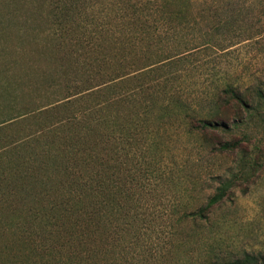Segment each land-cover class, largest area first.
Returning a JSON list of instances; mask_svg holds the SVG:
<instances>
[{"label": "trees", "instance_id": "obj_1", "mask_svg": "<svg viewBox=\"0 0 264 264\" xmlns=\"http://www.w3.org/2000/svg\"><path fill=\"white\" fill-rule=\"evenodd\" d=\"M106 1L94 0L103 5L99 22L87 6L43 14L60 54L47 56L44 69L10 63L0 41V264H157L147 240L161 219L152 204L161 191L176 196L168 217L177 239L161 253L187 254L191 242L175 234L206 218L228 186L194 207L196 182L185 186L172 174L175 160L162 167V157L181 137L212 152L240 149L247 120H264L259 81L224 71L188 92L180 78L191 54L156 53V22L188 21L192 0H144L156 4L152 12ZM7 28L41 34L28 22ZM215 31H230L228 21ZM227 264H264V255L245 252Z\"/></svg>", "mask_w": 264, "mask_h": 264}, {"label": "rangeland", "instance_id": "obj_2", "mask_svg": "<svg viewBox=\"0 0 264 264\" xmlns=\"http://www.w3.org/2000/svg\"><path fill=\"white\" fill-rule=\"evenodd\" d=\"M121 2L107 0L104 5L115 9ZM142 3L149 6V12L156 8L152 1L129 0V5ZM74 5L94 8L96 20H103L98 15L103 5H94V0H0V20L5 23L0 29V41L7 47L10 63L17 59L19 64L38 70L47 66V56L60 55L51 46L49 31H44L42 16L56 6L67 9ZM189 9L188 21L171 18L158 20L154 25L155 37L160 41L156 53L191 54V62L180 78L182 87L188 92H199L218 72L230 71L239 73L244 80L259 81L264 88V0H192ZM9 11L14 17L8 16ZM225 20L230 31L216 32L217 24ZM27 22L41 34L27 38L7 28ZM210 40L216 45L198 48ZM259 119L247 120L244 130L248 138L241 142L240 149L233 151L199 148L190 137L175 138L172 142L170 155L164 154L159 164L166 167L175 160L171 164L175 178L187 187L196 182L191 189L194 207L205 203L217 187H228L224 188L225 198L215 204L206 218L186 222L184 231L175 234L191 242L192 247L187 254L178 249L174 257L166 255L165 250L161 252L163 247L168 249L177 242L168 217L176 196L171 191L158 193L152 204L153 209L158 208L161 219L147 240L148 252L155 256L157 264H227L245 252L264 255V120ZM142 174L147 184L154 182L150 169ZM184 175L189 176V181ZM229 180H235L233 186L226 185Z\"/></svg>", "mask_w": 264, "mask_h": 264}]
</instances>
